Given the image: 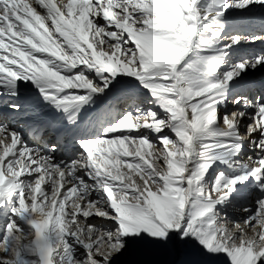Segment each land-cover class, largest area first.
Here are the masks:
<instances>
[{
	"label": "snow or ice",
	"instance_id": "snow-or-ice-1",
	"mask_svg": "<svg viewBox=\"0 0 264 264\" xmlns=\"http://www.w3.org/2000/svg\"><path fill=\"white\" fill-rule=\"evenodd\" d=\"M255 8L0 0V264H264Z\"/></svg>",
	"mask_w": 264,
	"mask_h": 264
},
{
	"label": "bare ground",
	"instance_id": "bare-ground-1",
	"mask_svg": "<svg viewBox=\"0 0 264 264\" xmlns=\"http://www.w3.org/2000/svg\"><path fill=\"white\" fill-rule=\"evenodd\" d=\"M231 11V10H230ZM227 36L231 37L233 35H244V36H255L264 35V9L255 8L251 12L241 13L236 11L233 13V18L228 24L226 29ZM264 50V40L256 41L255 43H244L241 42L239 46H236L233 51V59L239 60L244 56H248L255 52ZM261 73L264 76V70L253 73L258 75ZM252 74V75H253ZM254 78V77H253ZM33 91V90H26ZM147 102L141 104V107H146ZM28 116H21L17 123L18 127L24 128L26 126V121H28ZM97 222H100L97 220ZM179 256H173L170 259L173 261H178ZM138 259L136 256L127 255L122 258V264H132L133 261Z\"/></svg>",
	"mask_w": 264,
	"mask_h": 264
},
{
	"label": "rangeland",
	"instance_id": "rangeland-1",
	"mask_svg": "<svg viewBox=\"0 0 264 264\" xmlns=\"http://www.w3.org/2000/svg\"><path fill=\"white\" fill-rule=\"evenodd\" d=\"M252 77H254L255 79H257L258 78V75H252ZM145 106H147V104L145 105ZM238 214V213H237Z\"/></svg>",
	"mask_w": 264,
	"mask_h": 264
}]
</instances>
